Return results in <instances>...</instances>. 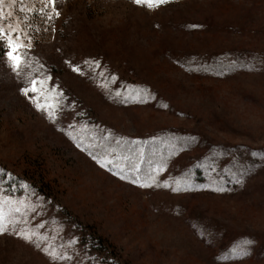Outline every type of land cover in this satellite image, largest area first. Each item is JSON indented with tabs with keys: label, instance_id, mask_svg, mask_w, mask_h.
<instances>
[{
	"label": "rangeland",
	"instance_id": "1",
	"mask_svg": "<svg viewBox=\"0 0 264 264\" xmlns=\"http://www.w3.org/2000/svg\"><path fill=\"white\" fill-rule=\"evenodd\" d=\"M11 3L32 47L20 76L0 56V210L40 238L9 224L0 264H54L35 243L71 257L55 264H264V0H56L51 20ZM42 73L54 120L20 92ZM164 135L168 160L134 150ZM135 168L161 186L112 175Z\"/></svg>",
	"mask_w": 264,
	"mask_h": 264
},
{
	"label": "snow or ice",
	"instance_id": "2",
	"mask_svg": "<svg viewBox=\"0 0 264 264\" xmlns=\"http://www.w3.org/2000/svg\"><path fill=\"white\" fill-rule=\"evenodd\" d=\"M41 3V8L39 9V13L41 15H46L48 20L52 19V14L54 13L56 16H59V12L56 8V0H39ZM16 3V0H12V3L9 4V8L12 7V4ZM132 3L138 6H147L148 8L158 7L162 4L168 3V0H132ZM4 4V0H0V6ZM50 11H45L49 9ZM21 13L31 12L32 8L25 7L24 0H20V9ZM14 13L12 11L5 12L0 9V56H2L7 62L8 66L11 68L12 72L16 76L21 75L22 65L27 63V57L25 54V49H30L32 47L31 37L27 35V31L22 27L19 20L15 23L12 20ZM27 20V16L24 17ZM195 27V26H193ZM27 39V43L25 40ZM67 63V61H66ZM99 66L98 62H94ZM42 67V66H41ZM73 72H80V69L77 67H72ZM52 78L46 74L34 75L26 78L25 86L20 88V92L22 95L26 96L30 102L34 104L38 111L45 113L50 120H54L55 113L57 109L60 108L59 100L63 96L62 92H59L56 87L51 86L48 82ZM113 79H115L113 77ZM119 95V93H117ZM75 139V138H73ZM77 147H81L79 143H77ZM82 151H87L86 148H81ZM91 155V153H89ZM92 159L97 163V165L101 168H107V165L112 163L110 159L106 157L101 159L96 156H93ZM111 171V169H108ZM139 168L134 169V177H129L122 170L120 171H112V175L116 176L118 179L122 181H127L132 183L140 188L146 187H160L154 176H149L147 179L142 180L139 176ZM159 171V169L157 170ZM2 173H0V177H2ZM167 187L168 185L165 183L163 185ZM173 192L179 191L178 188H172ZM222 190V189H218ZM4 201L0 200V209H2ZM27 210V207H26ZM14 211L19 213L21 211L20 207L17 206L14 208ZM32 211H35L33 208ZM26 222V221H25ZM18 220L15 218L7 219L2 210H0V235L8 233V225H12V231L9 234L15 235L20 239H23L25 242L34 243V237L39 239L40 236L38 233L25 229L16 230V225ZM43 227V225H41ZM76 243L75 238H72L69 241V246L74 245ZM35 247L41 249L49 258L54 262L56 261H69L71 259L66 253L57 251L55 248L45 245L41 248L40 243H35ZM240 255L245 254V249L240 250Z\"/></svg>",
	"mask_w": 264,
	"mask_h": 264
},
{
	"label": "trees",
	"instance_id": "3",
	"mask_svg": "<svg viewBox=\"0 0 264 264\" xmlns=\"http://www.w3.org/2000/svg\"><path fill=\"white\" fill-rule=\"evenodd\" d=\"M165 137H160L159 141H155V140H151V138L147 137V138H141L138 140V144L137 146H135L134 150L137 148L139 153H143V155H145V157H152V161L150 160L149 163H157V162H161L165 157V155H163L162 151H159L158 149H156L157 146L161 145V143H163V141H166L167 138L170 137H166L167 135H164ZM166 138V139H165ZM178 149H181V145L177 144ZM130 150H133V148L131 147ZM162 152V153H161ZM208 153V151H207ZM154 154V155H152ZM210 154L208 156V158H205L204 161H200L199 164L193 165V166L189 167V171L190 173H192V176L195 175V177L199 174L200 172L205 169L203 171L204 175L206 172H208L211 169V166L218 163L219 162V154H217L216 152L214 153H208ZM212 154V155H211ZM167 160L169 159L167 156L165 157ZM200 160V159H199ZM148 163V162H147ZM148 163V164H149ZM201 165V167L199 166ZM226 174V172H225ZM203 176V174L201 175ZM204 177V176H203ZM91 239H94V242L96 244V246H101V241L100 239L94 238L93 236H90Z\"/></svg>",
	"mask_w": 264,
	"mask_h": 264
}]
</instances>
